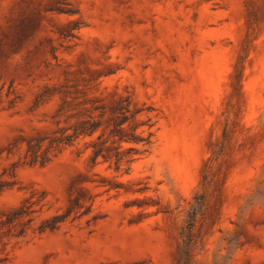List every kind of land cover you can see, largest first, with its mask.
<instances>
[{
  "label": "rangeland",
  "instance_id": "374dc122",
  "mask_svg": "<svg viewBox=\"0 0 264 264\" xmlns=\"http://www.w3.org/2000/svg\"><path fill=\"white\" fill-rule=\"evenodd\" d=\"M127 99L154 132L130 174L90 139L25 164ZM0 177V223L33 212L0 264H264V0H0Z\"/></svg>",
  "mask_w": 264,
  "mask_h": 264
},
{
  "label": "trees",
  "instance_id": "16d2710c",
  "mask_svg": "<svg viewBox=\"0 0 264 264\" xmlns=\"http://www.w3.org/2000/svg\"><path fill=\"white\" fill-rule=\"evenodd\" d=\"M90 101V100H88ZM44 103V96L37 99L36 105ZM88 103V102H87ZM95 115L92 112L83 113L70 129L61 133L60 137H54L48 141L45 147L44 141H30L25 155V164L44 167L53 159L61 155L67 148L74 146L78 141L90 139L88 148L91 150V163L94 167L99 164H108L110 169L123 174H130L135 163L145 158L151 151L154 139L151 119L137 123V116L141 111H133L129 99L117 104L114 117L106 127L102 122L106 111ZM16 164L13 166L10 177H16ZM7 172H4L6 175ZM10 183L0 177V194L6 191ZM33 214L30 207L23 206L7 216L6 222L0 223V228L15 229L23 223V220ZM1 220V217H0ZM58 222L61 217H57ZM33 220L29 219L31 223ZM22 226L15 235L16 238L24 237L26 230ZM54 230L55 227L44 225L42 231Z\"/></svg>",
  "mask_w": 264,
  "mask_h": 264
}]
</instances>
